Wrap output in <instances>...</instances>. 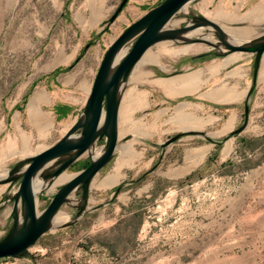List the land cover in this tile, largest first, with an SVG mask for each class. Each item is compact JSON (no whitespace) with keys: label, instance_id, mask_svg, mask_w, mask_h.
<instances>
[{"label":"rangeland","instance_id":"374dc122","mask_svg":"<svg viewBox=\"0 0 264 264\" xmlns=\"http://www.w3.org/2000/svg\"><path fill=\"white\" fill-rule=\"evenodd\" d=\"M123 1L0 0V181L18 163L24 170L29 157L66 133L64 124L80 118L110 45L164 0H127L113 19ZM220 9L235 20H213ZM202 19L250 27L254 34L242 45L264 40V0H191L167 28L187 27L181 34L201 28L217 45L196 35L161 40L146 52L150 57L143 56L121 89L131 119L119 122L112 161L88 188L72 193L27 254L0 264H264V54L231 51L215 27H196ZM162 43L193 50L165 52ZM232 55L237 59L221 66ZM195 71L204 83L194 92L174 94L163 83ZM225 89L233 99L223 100ZM185 104L186 113L211 122L200 129L183 124ZM141 123L145 134L137 132ZM105 149L101 138L55 179L45 176L58 162L42 171L36 187L39 181L47 187L38 194L39 211ZM20 183H0V241L13 228Z\"/></svg>","mask_w":264,"mask_h":264},{"label":"water","instance_id":"95a60500","mask_svg":"<svg viewBox=\"0 0 264 264\" xmlns=\"http://www.w3.org/2000/svg\"><path fill=\"white\" fill-rule=\"evenodd\" d=\"M190 1L165 0L129 25L106 51L86 108L80 118L58 142L29 157V163L24 170H22V163H18L11 172V178L0 181V183H6L21 178L15 196L13 228L0 241V259L16 258L27 254L30 248L51 229L55 216L72 193L81 186L88 188L96 175L112 161L120 141L119 117L122 86L133 68L153 45L164 39L179 37L188 29L187 27L169 29L167 25ZM126 2L127 0L122 2L113 19ZM202 25L215 27L224 45L231 51L248 52L258 56L264 54V40L258 44H229L220 25L208 19H202L196 27ZM128 43L133 44L131 50L120 56V52ZM246 125L247 121L233 134L243 131ZM180 137L181 134H178L168 143ZM101 138H106V149L103 153L96 158L92 156L90 165L67 180L55 192L49 205L43 211H39L38 194L34 191L35 178L54 162H58V166L51 177L45 176V178L59 177L83 154L91 151ZM20 202L24 207L23 214L20 212Z\"/></svg>","mask_w":264,"mask_h":264},{"label":"bare ground","instance_id":"6f19581e","mask_svg":"<svg viewBox=\"0 0 264 264\" xmlns=\"http://www.w3.org/2000/svg\"><path fill=\"white\" fill-rule=\"evenodd\" d=\"M188 6V4L186 6H184L183 9H186ZM257 10H253L251 12H249L246 17H251V15L253 13H255ZM237 15L234 14H227L223 9H220L218 11H216V13L214 14V17L212 18L215 21H223L224 23H230L232 21L235 20V17ZM222 29L225 31L226 34V42L229 44H243L245 41L249 40L253 34H254V30L251 29L250 27L247 28H233V27H229L226 24H222ZM196 35H201L207 42H209L212 45H217L215 42H211V40L214 37L213 33H208V34H203L202 33V29L201 28H196L193 29L191 31L185 32L183 34H181L179 36L180 39H189L192 38ZM168 43H162V45H160V48L165 51V52H174V53H189L193 50V46L188 45L185 46L183 48L180 49H170L168 47ZM221 47V46H220ZM200 48V46H199ZM222 48V47H221ZM198 50V49H197ZM123 50L120 52V56H123ZM146 58L150 57V55L148 53H145ZM238 55H232L228 58V60L222 64L221 66H225L227 64H229L230 62L234 61L235 59H237ZM143 58V57H142ZM145 62V61H144ZM219 69L218 67H213L212 68V72L216 73ZM202 71H195L192 72L184 77L181 78H176V79H170V80H166L163 83L165 84L166 87H168L170 89V92H173L174 94H181V93H188V92H194L196 91L200 85L203 82L202 80ZM182 80L180 87H173L172 84L176 81V80ZM226 91L225 94L223 95L222 98H224L223 100H231L233 99L232 94L225 89ZM144 97V100H146V95H142ZM212 96H214L215 99H218L215 94H212ZM129 97L126 96L125 101L123 102V104L120 106V117H119V122L123 120V123H129L130 119H131V104L128 103ZM188 107V105H182L179 107V113H180V121L184 124V123H188L191 122L193 124L192 127L195 128H202L206 123L211 122V120H205L201 117L189 114L185 112V108ZM232 121H230V123L228 124L227 128H230ZM43 124V123H42ZM137 132L139 134H145L144 132V125L141 123V125L138 127ZM95 158L97 157L96 155L94 156ZM66 179L65 176H62V178L60 180H64ZM36 178L34 180V191L36 194H40L42 191H44L47 187V184L45 182L39 181L37 183V187H36ZM36 187V190H35Z\"/></svg>","mask_w":264,"mask_h":264},{"label":"crops","instance_id":"0c3cea01","mask_svg":"<svg viewBox=\"0 0 264 264\" xmlns=\"http://www.w3.org/2000/svg\"><path fill=\"white\" fill-rule=\"evenodd\" d=\"M38 100H40V95L36 96V98L32 101V105H31L32 108H33V103L36 102V104H37V101H38ZM36 104H35V105H36ZM35 105H34V106H35ZM77 120H78V119H77ZM77 120H76V121H77ZM76 121H75V122H76ZM75 122H73L71 125H69V124H64L62 128H64L65 131H66L67 129L69 130L70 127H71ZM68 130H67V131H68ZM67 131H66V132H67ZM65 134H66V133H65ZM65 134H64V135H65ZM64 135H63V136H64ZM63 136H62V137H63ZM62 137H61V138H62ZM61 138H60V139H61ZM60 139H59V140H60ZM59 140H58V141H59ZM58 141H57V142H58ZM55 143H56V142H55ZM55 143H54V144H55ZM45 149H46V148H45ZM43 150H44V149H43ZM43 150H42V151H43ZM40 152H41V151H40Z\"/></svg>","mask_w":264,"mask_h":264},{"label":"trees","instance_id":"16d2710c","mask_svg":"<svg viewBox=\"0 0 264 264\" xmlns=\"http://www.w3.org/2000/svg\"><path fill=\"white\" fill-rule=\"evenodd\" d=\"M165 1V0H164ZM253 93H254V89L251 91V95H253ZM245 141V143L246 144H248V141L247 140H244ZM90 165V162L85 166V168L87 167V166H89Z\"/></svg>","mask_w":264,"mask_h":264}]
</instances>
